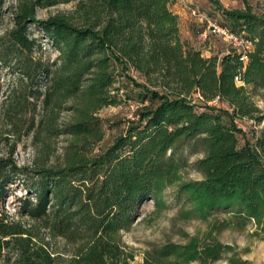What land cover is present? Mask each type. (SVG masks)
Returning a JSON list of instances; mask_svg holds the SVG:
<instances>
[{
	"label": "trees",
	"instance_id": "obj_1",
	"mask_svg": "<svg viewBox=\"0 0 264 264\" xmlns=\"http://www.w3.org/2000/svg\"><path fill=\"white\" fill-rule=\"evenodd\" d=\"M69 0H19L13 24L0 35V64L15 70V85L2 100L5 121L0 153V256L11 264H53L56 256L43 236L11 219L4 209L12 186L23 184L17 213L73 244L68 264H131L134 252L121 239L152 198L164 206L163 191L174 187L179 215L208 220L227 213L225 226L252 222L264 235V3L255 11L222 7L219 25L247 46L233 44L205 56L181 35L173 0H72L68 13L40 19L37 6ZM4 0H0V18ZM36 24L51 40L56 56L44 59ZM132 69L143 82L148 104L136 117L110 121L98 111L121 103L119 70ZM218 96L228 109L190 102ZM5 103V105H4ZM248 118L259 131L250 140L235 118ZM107 128H115L103 144ZM22 135H31L37 158L20 165L13 153ZM61 152L51 160L56 140ZM188 153L200 154L192 163ZM192 166L200 178L183 175ZM187 235L143 252L137 264H211L231 248L212 235Z\"/></svg>",
	"mask_w": 264,
	"mask_h": 264
},
{
	"label": "rangeland",
	"instance_id": "obj_2",
	"mask_svg": "<svg viewBox=\"0 0 264 264\" xmlns=\"http://www.w3.org/2000/svg\"><path fill=\"white\" fill-rule=\"evenodd\" d=\"M222 7H243L247 1L255 11L262 10L264 0H218ZM19 0H4L2 6V15L0 18V35L4 34L13 24V12L17 8ZM74 1L58 2L56 4L35 8V16L40 19L47 18L56 13H68L74 7ZM171 9L179 16V26L181 35L190 40L196 47L202 50L205 56L224 52L227 50L231 42L224 35L214 32L208 26L207 20L199 14L205 15L211 22L216 25L221 20L220 14L214 4L208 0H173L170 5ZM195 9V13L191 9ZM31 35L37 37L42 43V49L39 51L44 59H53L56 52L52 47L51 40L45 37L39 26L30 24ZM119 70V82L122 98L121 103L117 105H109L101 108L98 114L103 119L115 121L118 119H127L136 117V111L140 107L147 105L148 100L140 99L141 88L134 85L133 81L142 83L143 78L135 73L132 69L126 68ZM15 70L7 69L0 64V153H5L8 145L4 140L5 121L2 115V100L8 95L9 91L15 85ZM259 107L264 109V95L255 97ZM204 104L203 102L198 105ZM207 106H214L218 109H228V106L220 101L216 103H206ZM5 105V103H4ZM235 122L244 131V135H239V143H243L244 137L252 140L253 136L259 131V126H254L253 122L248 118H235ZM105 138L103 144H106L117 132L115 128H107L105 126ZM64 143L63 137L56 140V150L50 156L51 160L55 159L61 152V146ZM37 145L32 140L31 135H22L17 141L14 148V159L20 165H30L37 158ZM200 154L188 153L187 159L192 163ZM186 179L200 178L192 166H189L183 173ZM12 194L5 198L4 209L15 221H20L25 227H29L33 232L43 236L48 249L56 256L53 264H68L69 257L72 254L73 244L65 241L61 237L49 236L47 229L40 225L34 219L26 215L17 213L19 197L27 195V191L23 184L19 183L12 186ZM163 200L165 204L161 208H156L152 198H147L140 206L139 214L135 217L132 225L128 230L121 232L123 243L134 252V258L131 264H137L143 259V252L151 248L153 245L164 243L168 240L184 243L187 241L188 234H198L200 236L209 228L212 223L217 230L212 231V235L216 236L224 244H230L231 248L224 252L220 258L211 264H264V235L261 230L257 229L252 222L246 223L242 228L229 225L225 226L224 218L227 213L221 210L213 212L204 221L195 217L182 218L179 215L180 201L174 197V187H166L163 191ZM10 253L7 249L2 251L0 256V264H11ZM194 264H199L194 262Z\"/></svg>",
	"mask_w": 264,
	"mask_h": 264
},
{
	"label": "built area",
	"instance_id": "obj_3",
	"mask_svg": "<svg viewBox=\"0 0 264 264\" xmlns=\"http://www.w3.org/2000/svg\"><path fill=\"white\" fill-rule=\"evenodd\" d=\"M191 12L194 14L195 13V9H191ZM201 17H203L205 20H207L208 22V26L211 28L212 31L220 33L222 35H224V37H226L227 39L230 40L231 44H233L234 46H237L239 48H243L247 46V43L245 41H243L240 37H238L236 34H234L233 32L227 30L226 28L220 26L219 24H215L213 22H211L205 15L199 14ZM217 101H219L218 96L214 97L211 100L205 101V99L203 98V96L198 92H194L192 95H190V102L192 104H198L200 102L203 103H211L214 102L216 103Z\"/></svg>",
	"mask_w": 264,
	"mask_h": 264
}]
</instances>
